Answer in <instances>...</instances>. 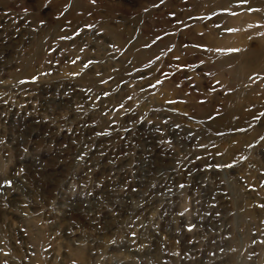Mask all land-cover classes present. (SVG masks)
<instances>
[{
	"label": "rangeland",
	"instance_id": "obj_1",
	"mask_svg": "<svg viewBox=\"0 0 264 264\" xmlns=\"http://www.w3.org/2000/svg\"><path fill=\"white\" fill-rule=\"evenodd\" d=\"M0 264H264V0H0Z\"/></svg>",
	"mask_w": 264,
	"mask_h": 264
},
{
	"label": "snow or ice",
	"instance_id": "obj_2",
	"mask_svg": "<svg viewBox=\"0 0 264 264\" xmlns=\"http://www.w3.org/2000/svg\"><path fill=\"white\" fill-rule=\"evenodd\" d=\"M8 183H10V182H8Z\"/></svg>",
	"mask_w": 264,
	"mask_h": 264
}]
</instances>
